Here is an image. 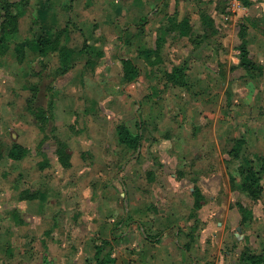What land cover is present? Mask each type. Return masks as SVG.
<instances>
[{"label":"rangeland","instance_id":"374dc122","mask_svg":"<svg viewBox=\"0 0 264 264\" xmlns=\"http://www.w3.org/2000/svg\"><path fill=\"white\" fill-rule=\"evenodd\" d=\"M82 12V0L71 6L68 0H30L25 14L19 19L17 40L39 35L42 29L46 27L49 29V25L52 26L50 29L53 30V33H60L59 31L66 27L64 29L66 31L61 32L60 39L67 42V45L75 53L73 68L65 74H55L54 70L58 65L55 54L41 58L27 52L23 63H17L13 58L12 47H10L0 57V144L2 146L0 157V231L10 227L9 218L17 219L14 217L16 214L4 213L3 210H10L15 205L18 206L17 201L23 198L26 192L27 194L34 192V189L31 192L26 190L28 188L26 186L34 185L40 180L51 179L56 183V186H59L65 179H76L75 174L65 176L66 168L56 172L60 164L54 162L56 156H53V151L55 152L57 142L62 137L71 138V135H75L69 144L75 151H72L74 164L76 166L81 164L83 157L79 155L80 151L78 150L85 148L84 141L88 143L92 136H98L101 132L100 128L93 126L94 122L91 120L92 117H96L97 122H100V117L105 115L102 112L104 110L99 107L102 106L99 102L105 100L104 97L108 95L102 96L104 90L102 91L100 88H106L107 91L114 90L111 97L113 105L119 104L122 100V97H117V95L123 94L127 100L129 93H132L131 84L125 83L122 79L121 62L116 58L115 52L126 54L127 49L130 51L135 47L129 45L127 48L125 47L126 50L123 49V52L118 49L117 41L115 44L106 42L104 56L101 59H96L94 50L97 48L98 41H94L93 35H87L88 26H84L82 29L85 35L79 33L81 30H79L78 23L80 22L78 20L83 19V15L86 19L89 18L88 14H82ZM94 15H91V21H94L93 17L98 14L94 13ZM101 15L103 16L104 13ZM222 36L219 33V38ZM87 41L89 44L86 47L91 49L92 53L85 55L78 53V50ZM167 47V45L163 46V57L166 61L168 60L165 50ZM196 47L193 44L192 48ZM212 47L216 55L224 54L226 50L221 44ZM9 52L11 54L8 55ZM87 60H89L88 63ZM225 61L224 58L214 57L212 63L209 61L208 71L201 70L203 75L199 76H197L200 70L199 65L195 70L196 62L194 60L189 62V68L192 69L187 74L189 86L182 89L176 88L175 92L167 89L165 93L161 92L155 97V100L158 101L155 102L151 113L153 115L156 110H163L165 119L160 121L159 126L157 124L153 126L152 133H148V137L141 142L142 145L138 153L125 149L121 151L124 166L122 169L117 168L114 174L119 175L118 177L124 183V189H121L122 196L117 194L118 207L124 208L123 202L125 199L128 200V197L138 196L139 200L148 198L146 211L154 214L150 221L152 229L154 228L156 231L168 228L170 230L182 229L187 233V237L192 236V238L200 236L204 232L202 233L205 236L204 240H209L207 242L209 246L204 243L206 245L204 252L207 253L206 247L216 252L207 255L205 264H230L231 262L240 264L239 256L243 251L252 253L263 249L258 245V241L251 238L247 230L242 229L237 222L229 221L228 224L223 222V218L233 219L234 202H229L228 205L227 201L238 199L237 201L241 202L242 198L247 197L246 194L239 191H231L229 183L231 184L232 179L236 182L239 181L240 166L248 164L257 156H264L254 152L256 149L260 150L258 143L262 145L263 141L256 140L258 137L250 138L258 132V122L262 121L264 124V94L256 92L253 94V90L248 91V85L250 82L252 83V76L238 74V71H235L234 75L227 76L223 72ZM138 62L143 65V58L141 60L140 57ZM205 62L202 63L205 64ZM160 71L156 72L154 77L157 80L156 85L160 83L159 86L162 84ZM258 77H260L258 74L254 76L256 79ZM140 78L135 86L136 91L142 90V83L146 82L145 78ZM211 86L214 88L212 91H210ZM139 98L141 97L139 96ZM27 100H31L34 108L39 107L42 117L47 120L43 130L40 129L37 121L35 123L33 109H28L27 103L29 102ZM257 103L260 104L259 107ZM60 106L63 108L62 112L56 108ZM167 110L168 113H166ZM108 114L110 115L107 113L105 117ZM111 116L112 123H117L115 116L112 114ZM56 117L70 119L65 125L58 126L59 124L56 125L55 122ZM220 123L225 129L220 128ZM227 123H230L229 126ZM148 129L150 127L145 125V130L148 131ZM111 130L114 132V125ZM189 135H203V146L206 148H209V138L220 140L214 142V153L206 154L204 151L207 149L203 148L201 157L198 151L196 157L191 156L186 159L191 165H188L185 171H178V162L175 163V161L179 159H176L174 155H169V149L172 147L170 139L174 140L177 137L183 138L185 141ZM243 135L246 140H244L240 157L231 159L227 153L234 144L232 139L243 137ZM76 138L80 141L78 142ZM194 142L191 147H199L201 141ZM217 142L219 148L216 147ZM247 142L250 144L249 147ZM13 143L28 148L29 151L24 158L11 161L6 157V152ZM85 158L92 159L88 155ZM200 161L202 164L196 166ZM40 164L44 166L40 167ZM148 172L150 173L148 174ZM194 185L198 186L204 195L203 204L196 212L192 210L191 188L193 189ZM61 186L56 190V192L59 191L60 196L71 191V189L66 190ZM31 188L33 187H29V189ZM248 199L252 202L257 201ZM161 209L164 211L162 212ZM262 209L264 210V206ZM246 210L247 212L243 214L238 211L246 217L252 208L250 210L246 208ZM168 213L176 216L170 225L163 224L164 216ZM131 220L128 214L124 222L127 225ZM251 222L252 227L256 228L260 223L258 230L264 229V222H259L258 217L255 222L253 220ZM237 227L240 228V231L237 230ZM222 229L224 237L220 239L218 236V246L210 244L211 233ZM225 233L227 234L225 235ZM1 240L2 236H0ZM203 256L205 257L206 254Z\"/></svg>","mask_w":264,"mask_h":264},{"label":"crops","instance_id":"0c3cea01","mask_svg":"<svg viewBox=\"0 0 264 264\" xmlns=\"http://www.w3.org/2000/svg\"><path fill=\"white\" fill-rule=\"evenodd\" d=\"M79 1L81 0H68L70 6ZM245 1V9L240 10L235 18L236 20L226 23L222 20V14L225 13L224 0H82V14H88L89 18L87 20L83 15V19L78 20L80 22L78 23L80 25L79 30H81L79 33L85 35L82 29L84 26H88L87 35H93L94 41H98L97 48L94 50L96 59H101L104 56L106 42L115 44L117 41L119 44L118 49L121 51L124 37H130L129 45L135 48L130 51L127 49L126 54L115 52V56L119 59V62L120 55L131 58L139 67V77L137 76L129 83L131 84L132 93H129L127 100H125V95H117V97H122L119 104H111L114 90L107 91L106 88H100L102 91L104 90V94L101 93L102 96H108H105V100L99 102L102 106H98L104 110L102 112L105 115L107 113H110V115L108 114L109 116L105 117L103 114L104 117H100V122H97L96 117L91 118L94 122L93 126L100 128L101 132L99 131L98 136H92L88 143L87 141L83 142L85 148L78 150L80 151L79 155L83 157L80 165L76 166L74 164L72 151H75L71 149V144H69L75 135H71V138L65 136L61 138V141L67 144V151L70 155V166L66 168L65 176L75 174L76 179L70 180L68 177L69 179L60 182L59 186H56L52 179L37 181L34 185L26 186L28 187L26 190L31 192L34 189V192L28 195L26 192L27 197L20 198L17 201L18 206L12 207L13 210H3L4 213L12 212L16 214L14 217H17V219L9 218L10 227L0 231V236H2L0 241V264H96L94 258L95 246L103 241L108 242L106 248L111 250L113 258L111 264H205L207 255L216 253L207 247V253L204 252L205 246H209L207 243L209 240H204L205 236L202 234L204 232L200 236L192 238V236L187 237V233L182 229L170 230L168 228L162 231L163 236L159 240L151 241L148 239L147 235L160 232L150 227V221L154 214L146 211L148 198L147 200H139L138 196L128 197V200H124L127 202V211L124 202V208L118 207L117 194L120 197L122 196L121 189H124V183L118 177L119 175L114 174L117 168L122 169L124 166L121 151L130 149L119 143L115 127L119 123H124L132 132L140 130L143 135L141 142L148 137V133H152L153 126L156 124L159 126L160 121L165 119L163 110H156L153 115L151 113L152 108L155 107V102L158 101L155 100V97L161 92L165 93L167 89L175 92L176 88L188 87L187 74L192 70L189 68V62L192 60L196 62L195 70L198 69V65L200 67L197 75L199 76L202 74L201 70L206 69L208 71L209 61L212 63L214 57L217 59L224 58V60L226 59L224 62L226 65L223 64V72L227 76L234 75L235 71H238V74L252 76V83H249L248 91L253 90V94L256 92L263 95L264 0ZM94 13L98 15L93 17L94 21H91L90 17L91 15L95 16ZM102 13H104L103 16ZM145 15L147 16V22L143 26L138 25L140 18ZM168 18H172L174 23L185 20L186 28L184 30L187 33L182 35L178 29L167 30ZM240 25L245 26L248 55L258 66V70L247 71L238 66L239 59L236 52L240 44L238 35ZM48 27L51 28L52 26L49 25ZM219 33L223 35L221 38H219ZM158 35L162 38V46L159 52L160 61L157 64H148V60L147 62L144 61L143 53L145 49L155 48ZM88 42H85L86 46L89 44ZM193 44L197 47L192 48ZM220 44L226 50L224 54L216 55L212 46ZM165 45L168 46L165 49L167 61L163 57V46ZM86 46L82 52L79 51L81 47L78 53L84 55L92 53L91 49ZM126 48L124 49L126 50ZM101 51L103 52L100 53ZM140 57L141 60L143 58V65L138 62ZM13 58L15 60V56ZM153 60V57L149 59V61ZM203 61H206L205 64L202 63ZM175 66H185V86H175L167 80V74ZM157 69L158 71L161 70L162 73L161 86H159L160 83L156 85L157 80L154 79L156 72H158ZM256 74L260 76L257 79L254 78ZM140 77L145 78L146 82L142 83V90L138 89L136 91L135 86L138 84L137 80ZM213 89V86H211L210 91ZM257 105L259 107L260 104L257 103ZM60 107L56 108L59 112H62L63 108ZM166 113H168V110ZM111 114L115 116L117 123H112ZM69 119L68 117L66 119L56 117L55 122L56 125L61 126L65 125ZM229 124L227 123L228 126ZM113 125L114 132L111 130ZM145 125L150 127L148 131L145 130ZM212 126L214 127V123ZM220 128L225 129L222 128V123H220ZM255 134L250 138L258 137L256 140L259 139L263 143L262 145L258 143L260 150L257 151L258 149H256L254 152L258 155H264V124L262 121L258 122V132ZM187 137L185 141L183 138L179 139L177 137L174 140L173 138L170 139L172 147L169 149V155H174L176 159H179L175 161V163L178 162V171H185V168L191 165L186 159L191 156L196 157L198 151L201 157L203 148L207 149L204 151L206 154L214 153V142L220 140L209 138V148H206L203 146V135H189ZM237 138L232 140L234 141ZM243 138L246 140L244 135ZM77 141L79 142L80 139H77ZM194 141L198 143L201 141L199 147H191L195 143ZM141 145L142 143L135 153H138ZM249 145L247 146L249 147ZM253 146L255 145L253 144ZM216 147L219 148L218 142ZM87 155L92 159L85 158ZM53 156H56L54 151ZM56 160L57 156L54 160L55 163L58 162ZM201 164L202 161L196 166ZM58 168L56 172L62 171L61 169L64 167L59 165ZM146 183L152 184L151 182ZM60 186L66 190L71 189V191L60 196L59 191L56 192ZM29 187L33 188L29 189ZM229 188L231 190L230 183ZM234 192L238 191L235 190ZM262 193L261 198L255 202H252L248 197L242 198L241 202L237 201L238 199L228 200V205L229 202H234L233 219L223 218V222L227 224L229 221L237 222L242 229L247 230L250 237L258 241L260 248H263L261 251L249 254H260L264 257V229L258 230L260 223L256 228L252 227L251 222L252 220L255 222L257 217L259 222H264V210L262 209L264 206V190ZM237 202H240L248 210L252 208L248 216L243 219L236 206ZM161 211L163 212L164 209H161ZM128 214L132 220L126 225L124 219L128 217ZM175 219L176 216L168 213L164 216L163 224L170 225ZM217 223L219 224V222ZM223 231L222 229L212 232L210 244L218 246L217 238L218 236H220V239L224 237ZM185 245H188L187 249L184 247ZM204 254H206L205 257ZM203 259L205 260L203 261ZM230 264L238 263L231 262ZM240 264L249 263L241 261Z\"/></svg>","mask_w":264,"mask_h":264},{"label":"trees","instance_id":"16d2710c","mask_svg":"<svg viewBox=\"0 0 264 264\" xmlns=\"http://www.w3.org/2000/svg\"><path fill=\"white\" fill-rule=\"evenodd\" d=\"M30 0H0V57H2L10 47H12L15 61L17 63H23L27 56V52L34 54L35 57H47L49 55L55 54L58 59V65L55 67L56 75H63L67 71L73 68V57L74 52L67 42L61 41V32L53 33L50 28L42 29L39 35L29 36L22 39H16V35L19 29V19L26 12L27 6ZM246 5V1L244 0ZM147 22V16H142L138 25L143 26ZM186 28V21L182 20L178 23H174L172 18H168V28L178 29L180 34L187 33L184 29ZM66 31V30H65ZM64 31V32H65ZM240 44L237 47L238 50V66L245 70L257 69L258 66L249 58V51L247 49L246 41V29L244 25H240L239 29ZM130 37H124L122 44V50L130 44ZM84 46L79 50L84 51ZM162 46V38L158 35L155 48L145 49L144 61L148 64H157L160 61L159 52ZM121 68H122V79L125 83L132 82L139 73L138 65L129 57L121 56ZM154 58L153 61H149L150 58ZM89 60H87L88 63ZM184 70L185 66H175L172 68L171 72L167 74V80L175 86H185L184 81ZM28 109L32 110L34 113V120L37 121L41 130L44 129L46 121L42 117V111L39 107L34 108L31 100H27ZM139 126V124H138ZM115 133L117 135L120 144L124 145L126 148L136 152L139 148L142 140V133L140 130L132 132L124 123H119L115 127ZM1 142V141H0ZM245 141L243 137H239L234 140V144L228 151L231 159H238L240 157V152H242V147ZM1 144H0V157H1ZM68 146L64 141L58 140L55 154L60 165L64 168L70 166V155L68 153ZM28 152V149L20 144L13 143L9 146L6 157L11 161H16L23 158ZM43 167V164L39 165ZM239 181L231 180V190H236L241 193L246 194L248 198L252 200H257L260 198L261 193L264 189V156H257L252 159L246 165L240 166L239 170ZM28 195V194H27ZM25 195L24 197H27ZM193 204L192 210L197 211L201 208L204 200V195L198 186H193L192 189ZM30 196V195H29ZM28 196V197H29ZM32 196V195H31ZM238 210L241 214L246 213L247 210L240 202L236 203ZM245 215H242V219ZM148 239L151 241H157L163 236V232L147 235ZM108 242L103 241L102 243L95 246V262L96 264H111L113 258L111 256V250L106 248ZM186 249L188 245L184 246ZM240 261L247 262L249 264H264V257L260 254H249L242 252L240 254Z\"/></svg>","mask_w":264,"mask_h":264},{"label":"built area","instance_id":"2783aa9c","mask_svg":"<svg viewBox=\"0 0 264 264\" xmlns=\"http://www.w3.org/2000/svg\"><path fill=\"white\" fill-rule=\"evenodd\" d=\"M225 2V13L222 14V20L224 22H232L236 20L240 10L245 9L244 0H224ZM238 54V50L236 52Z\"/></svg>","mask_w":264,"mask_h":264},{"label":"water","instance_id":"95a60500","mask_svg":"<svg viewBox=\"0 0 264 264\" xmlns=\"http://www.w3.org/2000/svg\"><path fill=\"white\" fill-rule=\"evenodd\" d=\"M124 204H125V209H126V211H127V202L124 201ZM237 230L240 231V228L238 227Z\"/></svg>","mask_w":264,"mask_h":264}]
</instances>
